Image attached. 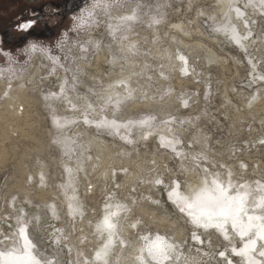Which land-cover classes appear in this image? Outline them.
<instances>
[{
  "label": "rangeland",
  "instance_id": "374dc122",
  "mask_svg": "<svg viewBox=\"0 0 264 264\" xmlns=\"http://www.w3.org/2000/svg\"><path fill=\"white\" fill-rule=\"evenodd\" d=\"M131 3L135 18L97 29L89 47V9ZM234 6L250 16L235 29L243 47L217 30ZM0 49V241L23 216L44 260L77 264L109 199L131 205L134 247L142 233L177 231L193 264H223L228 239L187 220L168 189L192 192L201 164L264 183L262 0H0ZM105 120L115 126L97 127Z\"/></svg>",
  "mask_w": 264,
  "mask_h": 264
},
{
  "label": "bare ground",
  "instance_id": "6f19581e",
  "mask_svg": "<svg viewBox=\"0 0 264 264\" xmlns=\"http://www.w3.org/2000/svg\"><path fill=\"white\" fill-rule=\"evenodd\" d=\"M191 1H193V0H191ZM137 5L138 4L133 3L130 7L127 6L128 8L126 10H124L125 9L124 8L123 11L121 10L118 13L114 12V10H113L112 12H109L110 15H108L109 14L108 12L104 13L102 8H99L100 10H98V12L96 13V11H95L96 9L94 8V6H92V9L91 10L89 9V13L88 14L90 15V12L93 13V11H94V13H93V16L90 18L92 21L90 20L91 23H90V26L88 28L89 36H87L88 40H87L86 43H88V44L91 43V46L93 47V44L96 41V37L94 35L96 34V30L99 29V28L103 29V31L105 33V32H108V30L111 31V29L114 28V26H118L122 22L123 23H129L128 20H131L132 18L133 19L135 18V15H134L133 11H134V8ZM236 9H239V12L242 13V15L238 16L237 12H236ZM228 13L230 15V16H227L228 19L227 20L225 19L220 24H218L220 31L225 32L227 35L228 34L231 35V29L232 28H235L237 31H239V33L242 30H244L245 26L248 25V16H249V14L247 13V11L245 9H240V8L234 6V9H232L231 11L229 9ZM246 43L247 42H245L244 40H241V44L240 45L237 44V46L238 47H243V45H246ZM79 44L77 43L76 46H71V47L62 44L60 49L64 50L65 53L67 54L68 50L69 51H73V50L77 51L79 49ZM184 45H186V44L184 43ZM85 46L86 45H84V48H85ZM88 46L91 47L90 44ZM69 47H70V49H68ZM89 49L90 48H88V50ZM31 50L35 51L34 49H31ZM36 50H37V47H36ZM69 51H68V53H69ZM84 51H86V49ZM0 53H3V50L0 49ZM182 61H183L182 65H185L184 64L185 61H186L185 58H183ZM6 73H7V69H1L0 68L1 78H2L3 75L6 76L5 75ZM257 73H259V71L255 70V72H253V76L255 74H257ZM1 82H3V81H0V85H1ZM0 156H2V155H0ZM238 161H239L242 169L243 168L245 169L247 164L245 165L244 161H242V160H238ZM198 169L202 173L205 172V171L208 172V173H203L202 174L203 176L201 178H199L197 181L191 179L193 181V182H191V180H189L192 192H190L189 194H187V192H182V191H179V192L176 191L175 193H173V190L176 189L177 184L180 183V182H177V180H175L174 183H173V186L171 185V187H169V189H168L169 193H173V197L170 200L171 202H173V200H176L178 197L181 199V201H183V199L185 197L188 198L187 202H182L180 204V207H184L185 208L184 213L187 215V220H190L191 223H192V217L193 216L200 215L202 211H210V209L203 208L197 202V195L200 193L201 189L204 187V183L203 182L205 180H207L209 186H211V182L214 179L218 180L220 183H222L225 189H229V194L230 195L244 198L245 207L247 209V213L243 217L244 223H247V216H249V215L250 216H254V217H264V211H261V209L258 207L261 199H264V183L263 182L259 181L258 183H253L248 178L237 179V177L231 176V173H232L231 171L232 170L230 168L228 169L227 172H224V177L220 176V174H219L220 171L210 170V168H208V166L206 164H201L200 168H198ZM178 181H180V180H178ZM229 182L231 183V188H229ZM174 204L177 206L176 203H174ZM188 205H191V207H189ZM84 211H85V209L82 206L77 205L76 203L73 204L71 206V208H70V212L75 214L76 215L75 217H77V218H79L80 216H83L82 213ZM109 211L114 212V213L118 212L119 215H118V217H115L113 219V223H115L117 225V227H116V229L114 231V234L111 236L113 244H112L111 252H110V254L107 257L108 264H148V262H150V264H158V261L151 260V257L148 255V248H147V245L149 243H151L152 241H155L157 236L163 237L165 244H171L173 246L174 250L170 253L171 264H193L194 263L193 257L190 256V255H186L187 251L185 250V248L181 249L182 248V244L180 243V240L178 238L177 234H179V233L177 231H176L177 234H176V232H174L173 234H171V233L167 234L165 232H159V231L158 232L157 231L154 232L153 231L154 233L153 232H149V233H147L146 236L144 235L145 233H142L141 238H139L140 242L138 241V243L134 247V243L131 240L130 234H131V231H133V229L137 230L136 226L138 224L136 222V219L132 218L131 205H124V202H122V201L109 200L108 199V201L105 203L103 209L100 210V215H99L96 223H93V225L90 224L91 227L93 226V229L95 230L94 234H95L96 238L98 239L97 246H94L95 247L94 249L92 248V250H94L92 252L93 254H91L90 256H86V258H84V260H81V261L79 260V262L77 264H104L103 260L98 261L96 259V253L103 249L104 245L107 243V241L109 240L110 237H109V233L107 231H100V230H98L97 226L102 224L105 215ZM21 213L25 214L26 210L23 211L21 209ZM54 213H55L54 215L58 216L57 215V210ZM189 213H191V215H189ZM25 218L26 217H24V219H23V216H21L20 219H19L20 221L18 220L17 224H15V226H13V227L11 226L12 223H6L7 226H8V229H10L11 227L13 228L14 233L8 234L6 237H4L0 241V243H3V244L8 243L7 246L4 245L5 247H1V245H0V252L7 253V252H9V251H11L13 249H20V252L17 253V254H20V255L23 254L22 250H23L24 241L19 235V229L21 227H25L26 228V232L28 234V237H29V239L32 242V236L30 235L31 232L29 231V226H28L29 225V221L25 220ZM124 219H125V221H124ZM122 220H123V222H122ZM80 222H82V221H80ZM260 222L261 221H254V223H256V224H259ZM45 225L43 223L38 225V230L40 232H42L44 235H45V232H46L45 231ZM133 225H135V227H133ZM59 227L62 228V224H60ZM226 227H227V236H228L227 239H228L229 243H228L227 247H225L224 250H223V252L225 253V256L224 257L220 256L219 262L220 263L223 262V264H229V261H231V264H248V258L247 257L237 256L235 253L232 252V249H233V247H235L237 250L243 248L244 244L247 242V240L250 237L249 236H245L244 238H241L239 236V234H238V231L234 230L232 228L231 222H229ZM2 228H3V225L0 223V232L1 233H2V231H4V230H2ZM213 229H215V228H213ZM215 231H217L219 233H222V232H220V231H218L216 229H215ZM81 233H83V232H81ZM61 235H62L61 232H59L58 238H59L60 242H64L65 243V241L62 238H60ZM222 235L225 237V235L223 233H222ZM1 236L2 235L0 234V237ZM79 236H81V235H79ZM131 236H132V234H131ZM63 237L65 238V236H63ZM144 237H148V239L145 240ZM135 238H136V236H135ZM251 238H255L254 234L252 235ZM70 239H67V243L68 244H70V242H69ZM11 241H13V242L11 243ZM81 241H82V239H81ZM121 242H123V243H121ZM234 243H237V244H234ZM261 243H264V242H261V241L257 242V250L252 255H253L255 260L261 261L262 264H264V258L260 257V255H259V251L261 250L260 249V244ZM92 244H94V243H92ZM52 249H53V247H52ZM60 251H62V250H60ZM87 251H88V249H87ZM32 255L35 257V259L40 261V264H53V262H54V257H50L49 260H44V259L41 260L42 257L40 256V254L35 253L33 249H32ZM78 255H79V253H78ZM138 257H143V261L141 259H138ZM176 257H179V259H176ZM235 260L238 261V262L236 263ZM163 264H169V262L168 261H164Z\"/></svg>",
  "mask_w": 264,
  "mask_h": 264
},
{
  "label": "snow or ice",
  "instance_id": "6c2138e0",
  "mask_svg": "<svg viewBox=\"0 0 264 264\" xmlns=\"http://www.w3.org/2000/svg\"><path fill=\"white\" fill-rule=\"evenodd\" d=\"M264 2V0H262ZM237 15L240 16L242 13L239 12V9H236ZM31 24L22 25V29H26L30 27ZM218 31L220 29H217ZM231 38L238 45L241 44V40L246 39V37H241L238 32H236L235 28L231 29ZM35 48V46H33ZM183 59V57H181ZM111 98H109L110 100ZM85 122H88L87 120ZM141 124L146 123V121H141ZM58 124V122H57ZM59 126V124H58ZM115 126V121L109 123L108 121H101L97 123V127H110ZM171 144V142H168ZM173 150L174 146H173ZM204 159L205 157H201ZM195 159V158H194ZM157 184H160V180H156ZM204 187L201 189L200 193L197 195V202L205 209H210V211H202L200 215L192 217V223L198 228H203L208 230L210 228H215L216 230L222 232L227 239V225L231 222V226L234 230L238 231V234L241 238L245 236H249L250 238L244 244L243 248L237 250L233 247L232 252L237 256L247 257L248 264H262L261 261H257L253 257V253L257 250V242H264V217H254L247 216V223H244L243 217L247 213V209L245 207V200L242 197L232 196L229 194V189H225L223 184L218 180H213L211 182V186H209L208 181L205 180ZM180 185L177 184L176 189L173 190L175 193L179 189ZM229 188H231V183L229 182ZM173 193H169V199L171 200L173 197ZM187 197L181 201L178 197L176 200H173V203H176L180 208L181 212L185 211L184 207H180L182 202H187ZM191 207V205H188ZM122 207V206H121ZM258 207L261 211H264V199H261ZM118 212L109 211L102 222V224L98 225L97 228L100 231H107L109 233V240L104 245L101 251L96 253V259L98 261L103 260L104 264H108L107 257L111 252L113 241L111 236L114 234V231L117 227L115 223H113V219L118 217ZM191 215V213H189ZM254 221H261L259 224L254 223ZM135 227V225H133ZM254 234L255 238H251ZM19 235L23 239V254H17L20 252V249H13L7 253L0 252V264H40V261L35 259L32 255V249L34 245L28 237L25 227H21L19 229ZM145 240L148 237H144ZM193 239L199 240L200 237L193 233ZM123 243V242H121ZM148 255L151 257V260L158 261V264H163L164 261H168L171 264L170 253L174 250L171 244H165L163 237H156L155 241H152L147 245ZM260 257L264 258V243L260 244ZM143 251V250H142ZM221 257L225 256L224 252L220 253ZM143 261V257H138ZM179 259V257H176ZM150 264V262H148ZM231 264V261H229Z\"/></svg>",
  "mask_w": 264,
  "mask_h": 264
},
{
  "label": "flooded vegetation",
  "instance_id": "af4514ba",
  "mask_svg": "<svg viewBox=\"0 0 264 264\" xmlns=\"http://www.w3.org/2000/svg\"><path fill=\"white\" fill-rule=\"evenodd\" d=\"M28 1H35V0H24V3L27 4Z\"/></svg>",
  "mask_w": 264,
  "mask_h": 264
}]
</instances>
